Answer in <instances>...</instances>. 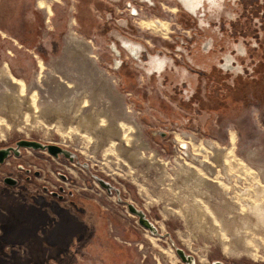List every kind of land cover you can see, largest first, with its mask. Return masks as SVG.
I'll use <instances>...</instances> for the list:
<instances>
[{
    "label": "rangeland",
    "instance_id": "374dc122",
    "mask_svg": "<svg viewBox=\"0 0 264 264\" xmlns=\"http://www.w3.org/2000/svg\"><path fill=\"white\" fill-rule=\"evenodd\" d=\"M7 1L0 22L24 34L13 44L0 30V71L7 64L25 80L26 99L0 77V97L10 98L0 99V148L28 139L73 157L24 148L0 165V230L9 232L0 264H187L174 247L194 264H264V12L255 0L247 9L204 0L214 54L192 48L203 30L184 24L193 12L182 0ZM229 53L235 68L224 71ZM98 113L118 135L97 138L82 123ZM18 163L41 176L10 189L1 178ZM59 184L61 200L48 191Z\"/></svg>",
    "mask_w": 264,
    "mask_h": 264
},
{
    "label": "flooded vegetation",
    "instance_id": "af4514ba",
    "mask_svg": "<svg viewBox=\"0 0 264 264\" xmlns=\"http://www.w3.org/2000/svg\"><path fill=\"white\" fill-rule=\"evenodd\" d=\"M148 1H150V0H147V2ZM182 1L185 4V8L187 10H189L190 12H193L192 13L193 16H191L189 14H186L185 18L183 17L182 21L184 22V24H186V25H195L196 24V26L197 25L200 26L201 29L203 30V32L200 33V36H198V38L200 37V39L197 40V38H196V40H192V43H193L192 48L194 49L197 46L196 47L197 54H214L215 53L214 52V48H215V45H217L216 43L218 42V37L219 36L216 34V32H213V34H212V32L209 31L210 30L209 27H206V24L209 23L208 20L206 22L205 17H204V11H205V8H206V2L204 0H182ZM245 1H248V0H236V1H234V0H223L222 3L223 4H227L229 6V8H235L236 6H239L241 8L245 7L247 9L248 6H250L251 3L248 4V5H245V3H244ZM1 2L2 1L0 0V4H1L0 5V7H1L0 9L3 10L4 6H3V3H1ZM150 4H152V3H150ZM254 4H255V7H258L259 10L261 8L262 11L264 12V0H262L261 3H259L258 0H255ZM129 6H130V4H129ZM129 13L131 15H133V16L137 15V12L134 13L133 9H130ZM152 21H154V22L156 21V23H154V24H158L156 26H161L160 29H162V31H163L162 34H166V32L168 31L167 24H165L163 21H160L159 19L158 20H152ZM0 26L5 28L4 21L0 22ZM144 26H145L146 30H151V29L152 30H157V28L156 29L152 28V26L150 25L149 21L144 23ZM205 30H207L208 35L205 34V32H204ZM121 41L124 43L125 47H127L129 50L132 51V54H139L140 53L139 45H137V42L135 40L122 39ZM113 48L116 51V48L115 47H113ZM243 50L244 49L242 48V46L237 45V48L234 50L233 53L242 55ZM236 51H237V53H236ZM152 54H165V53H163V52H154ZM158 58H159V60H162L163 63H164L165 58H163L161 56H159V57L157 56V58H153V62H156V60ZM5 65L8 68V71L10 73L6 72L4 69L1 70L0 71V77L2 78V80L4 78L7 79V81L12 80V82L10 81L11 83L15 82V83H18V84H22L25 87L26 86L25 80L24 79H16L14 76H12L13 74L10 71L8 65L7 64H5ZM163 67L164 66H162L160 68V71L157 70V71H154V72H161V70L163 71ZM219 67L221 69H223L224 71L233 70L235 68L234 61H233V56L229 53V54H226L224 57H222L221 61L219 62ZM11 146L15 147V144H13ZM179 146H180V144H179ZM185 146H186L185 149H181L179 147V149H181L180 153L182 155H185V156L189 157V150H188L189 146L187 144H185ZM20 149H24V148L21 147ZM20 149H19V155H14L13 152H11V154L8 156V158L13 156V155L16 156V157L21 156L22 152H21ZM39 151L42 154H44L46 152L45 150H39ZM62 156H64V155H62ZM64 158L70 160L66 156H64ZM59 175L63 179L67 178V176L65 174L60 173ZM40 176H41V172L39 170L30 169L29 167H27V166H25V165H23L21 163H18L17 164V171L2 176L1 183H3V185H5L6 187H8L10 189H16L18 186H24L25 187V184L30 183L35 178L40 177ZM5 178H9L7 182L4 181ZM41 188H42V191L46 189V187L43 184L41 185ZM48 191H50L52 196L56 197L59 200L65 198V195H66L64 187L62 185H60V184L58 185L57 190H48ZM8 235H9L8 230L3 229V228L0 230V237H4L5 238ZM11 242L12 241L10 240L7 243L11 244ZM216 261H218V260H216Z\"/></svg>",
    "mask_w": 264,
    "mask_h": 264
},
{
    "label": "water",
    "instance_id": "95a60500",
    "mask_svg": "<svg viewBox=\"0 0 264 264\" xmlns=\"http://www.w3.org/2000/svg\"><path fill=\"white\" fill-rule=\"evenodd\" d=\"M186 11L190 12L189 10ZM21 147L31 148L34 150L36 149L45 150L54 157H58L59 155H64L69 159H72L73 157L72 152H70L65 148L60 147L59 145L51 144V143H42L36 140L20 139L16 141L15 147L8 146V147L0 148V165L5 162V160L11 154V152H13L14 155H19V149ZM8 179L9 178H5L4 181L7 182ZM98 181L103 187L110 189V185L108 183L103 182L101 180ZM116 192L117 194H119L118 190H116ZM126 206L130 213L137 216V221L141 226H143L145 229H148L152 234L158 233V229L156 228V226H154V224L151 221L148 220L145 212L142 209L136 208V206H134L131 203H126ZM174 251L183 262L187 264H194L193 256L186 254L184 250H182L181 248L174 247ZM213 264H223V263L221 261H214Z\"/></svg>",
    "mask_w": 264,
    "mask_h": 264
},
{
    "label": "bare ground",
    "instance_id": "6f19581e",
    "mask_svg": "<svg viewBox=\"0 0 264 264\" xmlns=\"http://www.w3.org/2000/svg\"><path fill=\"white\" fill-rule=\"evenodd\" d=\"M158 25V24H157ZM3 81L4 82H6L7 81V79H3ZM10 86V85H9ZM12 86V85H11ZM10 86V87H11ZM13 87V86H12ZM17 93H18V95L20 96V99H26L25 97V95L23 94L24 93V86L22 85V84H18L17 83ZM11 96V95H10ZM9 97V95L8 94H6V95H3V96H1L0 97V99H4V100H9L10 98H8ZM14 97V96H13ZM12 98V97H11ZM36 98V97H35ZM13 99V98H12ZM15 99H16V97H15ZM17 100V99H16ZM15 100V101H16ZM32 100H29V102H31ZM33 101H34V98H33ZM32 101V102H33ZM14 102V101H13ZM12 105V104H11ZM30 105V104H29ZM31 105H32V103H31ZM33 106V105H32ZM83 106V105H82ZM73 111V110H72ZM102 115L101 114H99L98 113V116H96V117H94L93 116V114L92 115H88V116H84L83 118H82V123H84L85 125L87 124L88 126H90L91 127V129L94 131L93 133H96L95 134V136L97 137V138H100V137H102V135H105L106 137H108L109 139H111V138H113L114 136H116V135H118L119 133H118V131H116V129H115V127H113V126H111V125H109V123L108 124H106V123H101V119H99V117H101ZM88 126H86V127H88ZM89 127V128H90ZM88 130V129H87ZM91 131V130H90ZM123 136V135H122ZM181 149H185L186 148V146H185V144H180V146H179ZM117 148L118 149H120L121 150V145L120 144H117ZM195 150V149H194ZM204 150V149H203ZM132 155L133 154H130V158L132 159V160H135V161H138V159H134V158H132ZM261 191V190H260ZM260 210V209H259ZM262 210V209H261ZM264 210V209H263ZM253 212V211H252ZM257 213V212H256ZM261 213V212H260ZM264 213V212H263ZM259 215V214H258ZM260 215H262V214H260ZM259 215V216H260ZM255 216V215H254ZM257 216V215H256ZM260 217H258V219H259ZM256 219V218H255ZM263 220H259L258 222H262ZM257 222V221H256ZM254 223V222H253ZM264 223V222H263ZM263 223H261V224H263ZM256 224H258V223H256ZM212 227V226H211Z\"/></svg>",
    "mask_w": 264,
    "mask_h": 264
},
{
    "label": "crops",
    "instance_id": "0c3cea01",
    "mask_svg": "<svg viewBox=\"0 0 264 264\" xmlns=\"http://www.w3.org/2000/svg\"><path fill=\"white\" fill-rule=\"evenodd\" d=\"M1 1H2L1 3H3V6H6V5L9 4V2L7 0H1ZM234 1H236V0H234ZM3 21H4V24H5V28L0 26V30H4L6 33H8L9 35L12 36L11 40H12L13 44H16L15 42L17 40L22 41L23 40L22 37H23L24 31L19 30L20 28L17 27L18 24L14 23L13 21L12 22H8L7 19L6 20L4 19ZM19 31H21V35H20V33H18ZM13 37H16V38L14 39Z\"/></svg>",
    "mask_w": 264,
    "mask_h": 264
},
{
    "label": "clouds",
    "instance_id": "9594fccd",
    "mask_svg": "<svg viewBox=\"0 0 264 264\" xmlns=\"http://www.w3.org/2000/svg\"><path fill=\"white\" fill-rule=\"evenodd\" d=\"M236 71H240V69H239V68H237V69H236Z\"/></svg>",
    "mask_w": 264,
    "mask_h": 264
}]
</instances>
